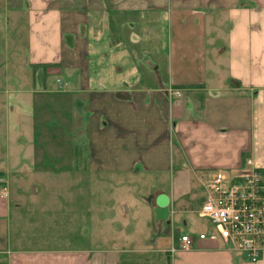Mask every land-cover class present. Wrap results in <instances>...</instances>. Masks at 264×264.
Listing matches in <instances>:
<instances>
[{"label": "crops", "instance_id": "1", "mask_svg": "<svg viewBox=\"0 0 264 264\" xmlns=\"http://www.w3.org/2000/svg\"><path fill=\"white\" fill-rule=\"evenodd\" d=\"M0 87L4 130L26 141L12 153L5 134L0 264H264L195 237L212 230L199 210L215 171L250 159L264 182V0H0ZM57 133L80 191L63 197V245L26 247L38 216L53 221ZM108 187L111 238L87 207ZM182 234L192 248L172 252Z\"/></svg>", "mask_w": 264, "mask_h": 264}, {"label": "built area", "instance_id": "2", "mask_svg": "<svg viewBox=\"0 0 264 264\" xmlns=\"http://www.w3.org/2000/svg\"><path fill=\"white\" fill-rule=\"evenodd\" d=\"M173 93L181 94L178 89ZM244 165L235 176L218 170L203 182L205 193L199 215L208 219L212 230L195 237L201 240L219 238L231 251L256 261L264 254V182L250 159ZM0 196H8L5 185H0ZM195 237L180 235L179 243L171 251L191 249Z\"/></svg>", "mask_w": 264, "mask_h": 264}, {"label": "rangeland", "instance_id": "3", "mask_svg": "<svg viewBox=\"0 0 264 264\" xmlns=\"http://www.w3.org/2000/svg\"><path fill=\"white\" fill-rule=\"evenodd\" d=\"M25 49H26V47H25ZM3 56L4 55L2 54L1 55L2 61L4 60ZM19 62L17 61L16 56H15V59H14V57H12V55L10 56L9 69L11 71L18 70V73L20 76V73H22V72L20 70ZM30 69H32V68H30ZM28 70L29 69H27V71ZM29 73L30 72L28 71V73H26V76H30ZM35 77H37V79H40V74L35 75ZM55 83H56V81H55ZM0 93L2 95H4L2 87H0ZM11 99H14V96L11 97L9 100H11ZM26 122L27 121H24L22 124L23 125V133H24L23 135L25 136V138H27V130H28L27 126L29 125V123L26 124ZM3 123H4L3 118L0 117V138H1V141H0V146H1L0 157L2 155H4L5 147L7 146L5 134L9 133V136H10L9 142L11 145V149L13 150L12 153L17 152L15 150V149H17L16 148L17 146L18 147H22V145L25 146V142H26L25 140H24V142H22V140H20V141L18 140L17 141L18 145H17L16 139H15L17 133L15 132L14 129H9V131L6 129V132H5L4 127H3ZM31 133H33V132H31ZM31 133L29 132V136H31ZM57 137H58V139L56 141V147H55V153H57V156L55 157L54 155L49 153V155L47 156V160L46 159L44 160V165H48V167L51 168L53 175L50 174L48 176L47 173H44L43 170L46 167L40 165V170H41L40 175L50 177V178H46L43 182L46 184L45 189L47 191L44 194V195H46L45 198L49 199L50 202L53 203L52 206H50V210H52L51 208H56L54 213L51 215L53 217V221H51V219L46 221L43 216H41V215L38 216L37 217V220H38L37 227L35 229V233L37 234L36 235L37 238L34 236L32 238L34 241L30 242V245L25 244V242H23L26 245V247H35V246L60 247L63 245L62 238L67 236V232L65 231V223L63 220L64 219V212H62V211H64V209H62V207L65 206V202H64L63 197L65 198V195H68L69 191L73 195H75L74 192L80 191V185H79L80 181L78 179L75 182H71L72 178H70V179L65 178V176H73V177L75 176V175H71L68 171L69 167L71 166V164H73V162L69 161V159H68L67 154H68L69 147H67V143L63 141V140H65L64 136L57 133ZM27 140H28V138H27ZM27 151H28V148H27ZM43 151L49 152L46 149H44ZM82 152H83V150L81 147L77 148V150H76L77 159L82 157ZM59 153H62V154L58 156ZM68 163L70 166L68 165ZM55 164H56V170L53 169V167H54L53 165H55ZM81 166L82 165H80L79 167H81ZM77 167L78 166H75V169H77ZM69 188H70V190H69ZM103 191L108 192V193L107 194L102 193V194H99L97 197H91L88 199L87 207H89L90 210H93L91 215L88 214V220L91 224L94 225L95 219L97 218L98 224H100L98 226V229L101 227V220H102V227H103V225L105 226V229L102 232V237L111 238L114 234H113L111 229L106 228L107 227V223H106L107 217H105V216L107 215V213L104 211H106L109 208H112L114 206L113 202L116 204V206H119L120 203H117V198L114 197V195L112 194L111 188L108 187L107 189H104ZM73 200L78 201V203H76L74 206L75 208L76 207H78V208L84 207V205H82L79 202L80 200H82V202H84V198L77 196V197H74ZM194 203L195 204H192V207L196 208L197 202H194ZM95 209H98L97 213L95 212ZM99 209H101L103 211L100 212ZM130 210L132 211V209H130ZM118 211H120V208H118ZM201 220H202V222L207 223V221L205 219H201ZM92 226H89V228L90 227L92 228ZM10 228H11L10 229L11 239H12L13 243H15L16 242L15 241L16 228H15L14 221H11ZM98 236L101 237L100 234ZM143 242L144 241L142 240L141 243H143ZM140 245H142V244H140ZM143 246L147 247V248L153 247V245H151V244H144V245H142V247Z\"/></svg>", "mask_w": 264, "mask_h": 264}]
</instances>
